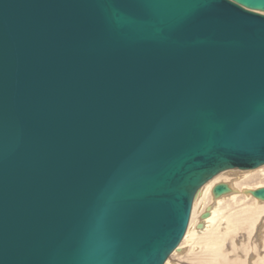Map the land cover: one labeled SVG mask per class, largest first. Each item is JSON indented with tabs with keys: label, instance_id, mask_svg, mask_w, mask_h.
Masks as SVG:
<instances>
[{
	"label": "water",
	"instance_id": "water-1",
	"mask_svg": "<svg viewBox=\"0 0 264 264\" xmlns=\"http://www.w3.org/2000/svg\"><path fill=\"white\" fill-rule=\"evenodd\" d=\"M263 13L0 0V264H164L206 183L264 166Z\"/></svg>",
	"mask_w": 264,
	"mask_h": 264
},
{
	"label": "bare ground",
	"instance_id": "bare-ground-1",
	"mask_svg": "<svg viewBox=\"0 0 264 264\" xmlns=\"http://www.w3.org/2000/svg\"><path fill=\"white\" fill-rule=\"evenodd\" d=\"M253 170H240V172L244 171V173L231 170L225 171L210 180L197 192L186 234L164 264L177 263L176 261H179L181 257L183 258L182 253L184 250L192 243L193 249L194 245L200 247L202 245V247L213 254L210 257L211 259L207 260L210 264H241L239 261L229 260L221 251V247L223 246L222 234L226 236L233 233V231L242 225L249 227L253 232V229H256V226L259 225L258 222H261L263 219L261 224L264 223V203H259L264 201L252 195L253 191L264 188V184L261 182L264 178V166ZM222 183L228 184L231 192L215 198L213 190L216 185ZM245 200H250V203L253 202V204H245ZM254 201L257 202L256 206L254 205ZM226 218L228 219V226L225 231L216 232L220 228L218 224ZM200 233H204L205 237H200Z\"/></svg>",
	"mask_w": 264,
	"mask_h": 264
},
{
	"label": "rangeland",
	"instance_id": "rangeland-1",
	"mask_svg": "<svg viewBox=\"0 0 264 264\" xmlns=\"http://www.w3.org/2000/svg\"><path fill=\"white\" fill-rule=\"evenodd\" d=\"M231 171L244 173V171L240 172V170H231ZM245 172H250V171H245ZM261 182H263L264 184V178L262 179ZM256 201L259 202L258 200ZM256 201H254L255 206L257 205ZM250 202H251L250 200L249 201L245 200V204H253V202L252 203ZM259 203H264V202H259ZM227 221H228L227 218L223 219V221L218 224L220 225V228L216 232L225 231V229L228 226ZM261 222H258L259 225L256 226V229L254 228L255 231L253 229V232L249 227L242 225L241 227H238L237 230L233 231V233H230L226 236H223L222 234L223 246L221 247V251L223 252V254L226 255L229 260H236V262L239 261L241 264H264V223L261 224ZM203 234L204 233H200V237L201 236L205 237V235ZM191 245L188 246V248H186L182 253L183 258L181 257V259L179 261H176L177 263L175 264H210L208 263L207 260H210L211 259L210 257L213 254L210 251H207L204 247H202V245L201 247L194 245L195 246L194 249H193V243Z\"/></svg>",
	"mask_w": 264,
	"mask_h": 264
}]
</instances>
